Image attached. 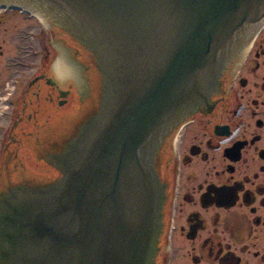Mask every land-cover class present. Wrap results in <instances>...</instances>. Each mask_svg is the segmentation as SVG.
Wrapping results in <instances>:
<instances>
[{"label": "water", "instance_id": "1", "mask_svg": "<svg viewBox=\"0 0 264 264\" xmlns=\"http://www.w3.org/2000/svg\"><path fill=\"white\" fill-rule=\"evenodd\" d=\"M26 1L64 15L93 50L105 98L100 110L98 74L87 59L88 85L68 83L70 102L47 110L41 138L42 149L55 153L74 138L61 160L63 175L0 208V264H147L159 216L147 160L235 38L264 17V0ZM42 14L47 26L57 19L51 10ZM47 31L56 58L60 29ZM53 71L76 73L62 56ZM30 166L27 177L42 184L57 174L43 158Z\"/></svg>", "mask_w": 264, "mask_h": 264}, {"label": "flooded vegetation", "instance_id": "2", "mask_svg": "<svg viewBox=\"0 0 264 264\" xmlns=\"http://www.w3.org/2000/svg\"><path fill=\"white\" fill-rule=\"evenodd\" d=\"M24 19L40 21L28 10L0 2L2 209L13 195L23 197L25 189L36 192L62 177L61 160L74 138L56 148L60 153L42 149L41 115L69 104L68 83L80 90L88 85L87 59H93L98 74L100 106L106 85L93 54L66 28L42 23L60 29L55 58L43 30L23 27ZM251 26L160 136L153 162L147 160L159 199L155 251L147 264H264V19ZM61 56L75 76L54 73ZM41 158L57 172L45 184L27 177L30 164L39 167Z\"/></svg>", "mask_w": 264, "mask_h": 264}, {"label": "rangeland", "instance_id": "3", "mask_svg": "<svg viewBox=\"0 0 264 264\" xmlns=\"http://www.w3.org/2000/svg\"><path fill=\"white\" fill-rule=\"evenodd\" d=\"M23 27H25V28H27V29H31V31L32 32H34V33H36V31L37 32H39V31H41V30H43V31H41V37H43V36H45L46 35V44H47V46H48V49L50 50V36H49V33H48V31H47V28L46 27H44L43 26V24L42 23H40L39 21H35V20H28V19H24V26ZM36 38H35V36L33 35V36H31L30 37V40L31 41H34ZM45 52V50L44 51H42L41 52V55L43 54ZM43 57V56H42ZM45 109V108H44ZM43 109V110H44ZM46 118H47V110H45L44 112H43V114L41 115V134H40V142H41V138H42V134H43V130H44V126H45V122H46Z\"/></svg>", "mask_w": 264, "mask_h": 264}]
</instances>
